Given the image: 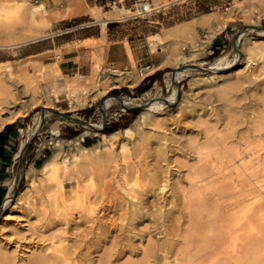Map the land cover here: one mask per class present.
Segmentation results:
<instances>
[{
    "label": "rangeland",
    "instance_id": "rangeland-1",
    "mask_svg": "<svg viewBox=\"0 0 264 264\" xmlns=\"http://www.w3.org/2000/svg\"><path fill=\"white\" fill-rule=\"evenodd\" d=\"M39 3L42 2L0 0V44L29 39L36 34L39 36L48 30L52 22L60 20L59 12L54 11L55 14H51L53 12H48L43 3L40 12L33 13L34 5ZM43 12L49 15L44 16ZM81 12H88L91 18L71 17L64 19L62 25L79 26L82 21L93 20L91 26L97 29L98 26L104 27L101 19H108L110 21L106 27L110 37L149 41L152 49L159 47L167 54L163 64L168 66L157 67V64H151V69L145 76L136 72V64L130 72L115 75L116 79L101 80L94 75L95 83L93 81V85L92 83L87 85L86 90L81 89L82 91L78 92L70 87L73 94L64 87L67 83L64 81L61 85L63 91L61 95L53 92L57 99L55 102L43 93L42 85L46 84L39 81L44 82L48 79L41 76V73L30 83L23 79L19 80V76L13 77L11 96L14 99V107H20V110L26 109L27 106L24 107L26 104L34 107H31L22 119V127L18 130L16 141L6 152L8 158L1 164L2 166L0 165V185L5 190L0 200V254L5 252L10 264H30L42 255L49 258L50 264H53L52 258L59 248L85 254L83 255L85 259H82L85 261L78 257L80 261L74 258L77 264H99L100 261L97 260L99 257L105 255L109 249V252L113 253L117 248L120 255L119 252L115 254L116 256L113 254L110 264H123L126 261L143 258L141 249L145 247L148 237L154 240L159 238L158 241L166 240L168 249L171 246L168 255L175 250L183 249L186 247V241L181 235L170 234L172 235L170 237L167 234L169 238L165 239V236L161 237V233L154 234L153 230H156L160 223L157 211L161 207L166 210V207L171 205L167 213L169 215L167 223L183 230L189 222L184 215L185 210L181 209L182 194L193 189L188 188L191 175L189 170L205 169L203 171L210 174L222 167L221 159L219 162V157L215 155L219 156L223 148L233 149L235 144L234 148L238 146V150L244 152V148L256 145L250 138L255 132L253 128H256L258 113L264 112V101H261L264 99V0H99L97 6ZM47 19L49 21H46ZM19 36H24V39L17 40ZM248 56L253 59L252 63L247 61ZM184 65L194 66V69L178 72L176 83H173V70ZM250 71L253 76L250 80H244L247 79L245 74ZM130 76L131 80H127ZM52 79L55 80V77ZM78 81L81 82L82 79ZM129 81H133V85L129 86ZM115 89L117 91H114ZM170 94L166 102L155 107L148 108L146 104L131 109L108 97L115 95L133 103H142L154 98L166 99ZM64 95L66 99H62ZM171 98V102L166 104ZM104 99L105 103H108L105 108L107 126L115 125L113 129L105 131L99 128L100 105ZM54 104L70 108L68 111L59 109L62 113L72 114L87 123L99 126L92 130L75 120L45 110L40 127L34 132L22 157L19 159L18 156H14L19 143L31 135L40 109L50 108ZM140 115L141 120L139 117L137 123L135 119ZM53 126L59 127L58 133L53 130ZM125 126L131 127L126 134L122 132ZM76 129L77 134L66 138ZM101 133L111 134L108 140L102 141ZM245 142L249 145L244 146ZM197 144L200 145L197 151L206 152L201 154L204 156L203 159L197 155L195 150ZM120 145L124 146L123 151L120 150ZM82 146L96 147V153L101 155L110 150L114 154V161L105 159L104 164L94 163L92 166L83 162L79 164L76 160L79 157L75 155L81 152ZM54 151L57 153L58 164L57 171L54 170L53 173L57 174L41 171L40 166ZM208 151L210 155L207 154ZM262 157L264 149L258 151L252 162L260 165L261 159H264ZM64 158L65 162L62 163L60 160ZM205 158H208L209 165L205 163L207 166H204ZM160 161L164 162L163 165ZM156 162L160 168L156 167ZM199 164H203L200 166L204 167H200ZM212 165H215L216 169L211 170ZM64 167L67 170L65 174ZM163 168L165 171L160 170ZM206 168H210V172ZM132 169L134 171L138 169L136 173H140L136 174ZM258 169H261V166ZM154 170L160 179L170 173L167 176L169 186L164 189L166 193L157 188V184H148V175L150 176ZM224 171V175L211 174L210 178L202 181L204 186L202 190L204 192L207 190V195L213 193L209 199L210 204L213 199L211 206H219L227 200L236 199L240 200L242 205L234 206L231 208L232 211L241 213L244 203H251L255 207L254 209L252 206L253 210L257 211L256 198L262 197L264 200V193L259 194L260 190L257 187L260 183L257 179L262 177L259 175V178L250 180L245 174H236L234 171H230V174L228 169ZM59 176L63 178L60 186L59 181L58 183L55 181ZM145 185H150L147 186L150 189L145 190L139 199L146 197L143 201L147 202H152L153 199L156 202L155 206L156 204L158 206L155 208L154 205L146 203L150 217L144 215L145 218L134 220L130 215V205L123 202L122 198H129L130 193H135L139 187L145 188ZM216 192L219 193L215 196ZM173 197H177L176 200H173ZM101 199L104 204H107L105 201L108 199L111 200L108 202L109 212L106 214V211L101 212L100 209L95 216L108 215L113 221L110 227L108 226V230L111 228V231L104 234L96 233L99 230L95 226L92 227L93 231L89 232L91 221L84 215L82 217L75 209L77 200L91 201L92 206H99ZM67 200H72V208L70 201L68 203ZM62 201L65 207L63 209L69 213L64 214ZM180 212L183 215L179 214ZM213 213L209 215L212 216ZM255 213L256 216L253 218L256 219L258 211ZM172 217L178 221L173 220L175 225L170 221ZM151 220L159 222H154L155 226L151 227L153 224ZM208 222L206 227H209V230L203 228L205 230L203 233L206 234H210L209 231L214 224L211 223V226L210 221ZM254 222L256 224L255 220ZM145 230H149L151 235L147 236ZM196 242L197 246L204 244V241ZM121 245L125 247L122 248ZM262 253L264 249L258 255ZM259 258L256 262L264 264V261H260L264 260V257ZM70 262L76 264L73 260Z\"/></svg>",
    "mask_w": 264,
    "mask_h": 264
},
{
    "label": "bare ground",
    "instance_id": "bare-ground-1",
    "mask_svg": "<svg viewBox=\"0 0 264 264\" xmlns=\"http://www.w3.org/2000/svg\"><path fill=\"white\" fill-rule=\"evenodd\" d=\"M75 4L76 5L75 6L72 5L73 7L70 9V13H72V15H77L81 11L87 10L89 8V6H87L86 4H83V3L82 4L81 3L80 4L75 3ZM42 6H43L42 3H39V4L34 5V8L32 9V12L33 13L38 12V11L40 12V10L43 8ZM51 14H55V12H53ZM43 15L44 16H47L49 14L43 12ZM46 21H49V19H47ZM101 22L104 24L105 19L104 18L101 19ZM36 35L34 37H36ZM18 38L24 39V36L17 37V40H18ZM236 40H237V37H235L234 44H236ZM247 61H249V63H252L253 62V59L248 56ZM193 67L194 66L184 65V66H178L177 68H175L173 70V72H172V81H173V83H176V78H177L178 72L184 71V70H192V69H194ZM116 70H117V72L119 74H121L123 72V71H121V70H119L117 68H116ZM245 76H246L247 79H244V80H250L251 77L253 76V73L250 71L247 74H245ZM131 78L132 77L130 76V77L127 78V80H131ZM31 79L32 78H27V79H25V81H27L28 83H30L31 81H33ZM89 79H88V81H90V83H92V85H93V81L95 83L94 76L92 77V79H90V80ZM19 80H21V78ZM67 81H68V79H67ZM133 81H131V82L129 81L130 83H128V84L129 85H132L133 84ZM87 84H85L84 82H80L77 79H72L71 81L69 80V82L66 83L67 87H71L73 89H76L78 92H80L83 89H85L87 87ZM170 96H171V94L168 95V97H166V99L160 100L158 98H154V99H149L146 102L144 101L142 103H133L131 100H123L120 97L113 96V95H110L108 97L115 99L118 103H120L122 106H124L126 108H132L134 106H143V105H146V104L148 105V108H151V107H155V106L159 105V103L166 102L170 98ZM105 99L102 101V103L100 105L101 119H102L103 114L105 112L106 106H108V103H105ZM171 100H172V98L166 104H168L169 102H171ZM261 101H264V99H261ZM1 109H2V107L0 108V110ZM44 110H45V108L42 107L40 109V111L37 113V116L38 117H37V120H36V123H35L34 132L40 127V124H41V121H42V116L44 114ZM19 113H22V114L25 113V109L24 110H20L19 109V110L14 111L13 113H11V116H9L8 118H12L16 114H19ZM139 117H140V120H141V115L138 116L137 119H135L137 121V123H138ZM258 117H259V119L257 120V125L255 126L256 128L254 129L253 126H252L253 130L256 133L254 132L255 133L254 134L252 132L253 135L250 138V140L252 139V140H254L256 142V145L253 144V145H255L254 147L252 145V147H250L248 149L244 148V146H248L249 145L247 142H245L246 144L243 146L244 152L243 151L241 152L240 150H238L239 149L238 146H237V148H234L235 144L233 146V149H232V147L231 148H223L224 150L221 153H219L220 154L219 156L218 155H215V156L219 157L218 161L221 159L220 161H221V163L223 165L218 170L215 168V165L210 166L211 170L213 168L216 169V170H214V172L212 171V173H210V174H208L205 171H203L205 169H198V170H191V171L189 170V172H190L191 175L189 176L190 177V181L188 179L189 182L188 181L187 182L189 183V185L191 187L188 185L189 186L188 188L189 189H192V187H193V189L191 191L189 190L190 191L189 193H186V191H184V192L182 191L183 192V194H182L183 196H182V207H181V209H183V211L185 210L184 215L187 216V218L186 217H183V218L188 219L187 222H189L188 223L189 225L188 224H187L188 226L186 225L187 227H184V229L182 230V228L179 229V227L177 228V226H173V225H170V224L167 223V221H169V218H168L169 215H167V213H168V209L171 208V205L170 206H167V207L165 206L166 207V210H164L165 208L164 209H161L162 208L161 206H160L161 207L160 209L158 207L159 210L157 212H158V215H159V218H160V219H158V220H160V223L158 224V228L157 229H156V227H154V229H156V230H153V231H155V233L154 232L153 233L154 234L157 233V235L161 233L162 234L161 237H164L165 236L164 237L165 239L167 237L166 236L167 234H169V235L170 234H174V235H178V236L181 235V237L183 238V240L185 239L184 241L187 242V243L185 242V246L186 247L183 248V249H180V250H175L174 252H171L168 255V253L170 252L169 249L171 248V246L168 249L169 246L167 245L168 243H166V240L162 239V240L158 241L159 238H158L157 235H156V237L158 238V240L157 239H155V240L154 239H150L151 237L150 238L148 237L147 243H146L145 247H143L141 249V253L143 254V258H141L140 260H137V261H126L123 264H236V263H238V264H256L257 263L256 261L258 260L259 257L260 258L261 257H264V253H262L261 255H258V253H260V251L262 249H264V235H262V234H264V200H262V197H258L255 200V201H257L256 204H257V208H258V210H257L258 211V214H257V211H254L253 210L254 205H252L251 203H244L241 213H237L236 210L235 211H232L231 208H233L234 206H236L238 204L239 205H242L240 200H236V199L235 200H227V201H225V203H221L219 206L218 205L217 206H215V205L211 206V204L213 203V201H212L213 199L211 200V202H212L211 204H210L209 199L211 198V196L213 195V193H211V195H207V193H206L207 190L205 192L202 190V188L204 187L202 181H206V179H208V177L210 178L211 177V174H212V176H213V174H217V173H219V174L221 173V174L224 175L225 174V171L224 170L225 169H228V171H229L230 174H231L230 171H234L236 174H245L246 177L249 178L250 180H254L256 177H258L260 175L262 177V179H257V180L260 181V183L257 185V187L260 190L258 193L259 194L260 193H264V159H261L262 162H261L260 165H259V163L258 164H255L254 162H252V160L254 159V157H257L258 151L261 150V149H264V112H259L258 113ZM83 124L86 125V126H88V127H90V129L92 128V130L93 129H96V127L99 126V125H96L94 123H87L85 121H84ZM130 130H131V127L130 126H125L122 129V132L123 133H125V132L128 133V131H130ZM110 134L101 133L100 136H101L102 141L108 140ZM31 135H33V134L31 133ZM31 135H29L26 139H28ZM26 139L20 142L19 147H18V150L16 152V155H18L19 152H21L23 150V148H24V146L26 144V142H25ZM76 143H78V142H76ZM195 145H193V146H195ZM198 145L199 144H197L196 148L194 147L196 151L198 150L197 149L198 148ZM123 149H124V146L123 145H120V150L123 151ZM80 150H81V152H79V154H76L75 155L76 157H79L78 159H76L79 164L83 162L85 164H88V165H91L92 166L94 163L104 164L105 159H107V160L110 159L109 161H111V159H112L114 161V159H113V155L114 154L110 150L107 151V152H105V153H103L102 155L99 154V153H96V151H97L96 147L82 146ZM202 153H204V152L202 151ZM202 153H200L199 151H197L198 157L201 156ZM207 154L210 155L209 154V151H208ZM161 156L162 155H160V157ZM203 157L201 156L202 159H203ZM208 158H210V157H208ZM222 158H224V159H222ZM262 158H264V157H262ZM207 159L204 161V166H207V165H205V163L208 164ZM80 160H83V161L80 162ZM162 160H163V158H162ZM60 161L62 163H64L65 162V158L62 159V160H60ZM57 162H58V160H57V153L54 151L53 154L50 157H48V159L45 160L42 163V165L40 166L39 169L41 171H43V172H48V173L51 172L52 174H57V172L56 173L55 172L53 173L54 170L57 171V165H56V164H58ZM61 162H59V164H62ZM157 162H156V165H157ZM166 162H168V160ZM200 162H201V160H200ZM161 163L160 164L163 165L164 162H161ZM200 165H203V164H199V166ZM99 166H101V165H99ZM204 166H200V167H204ZM259 166H261V169H258ZM156 167L160 168V165H157ZM164 167H165V164H164ZM192 167H194V166H192ZM217 167H219V166H217ZM64 168L65 169L63 170V173L65 174L67 170H66V167H64ZM153 168H154V166H152V169ZM210 168L209 169L206 168V170L208 169V172H210L209 171ZM163 169H160V170L165 171V169L164 170ZM256 169H258V170H256ZM137 170L138 169H135V171L134 170L133 171L136 173ZM145 170L146 169H144L143 172H145ZM167 172H168V170H167ZM169 172H171V170ZM258 172L261 173V174H258ZM138 173H140V172H137L136 174H138ZM161 173L163 175V172H161ZM165 174L166 173H164V175ZM162 175H160V176H162ZM169 175H170V173L168 175H166L165 177L163 176L160 179L158 177V174L154 170L152 174L150 173V176L148 175V178H149V183L148 184H150V185L157 184L158 187L157 186H155V187L159 188L161 191L164 190V189L166 190V186L168 185V182H169V181H167L168 180L167 176H169ZM228 177H230V176H228ZM148 178H147V180H148ZM62 179L63 178L59 176V179L58 180L57 179L55 180V181H57V183L59 181V183H58L59 186H60V184L62 185ZM162 181H163V183H162ZM143 184H145V183H143ZM150 185H147V186L149 187ZM147 186L145 188H141V187L138 186L139 188H138V191H136L137 193L136 192L135 193H130L129 198H125V197H123L124 199L122 198V200H124L123 202H127L130 205V208L129 207L128 208L130 209V213H131L130 215H131V217L134 220H135V218L136 219L137 218L139 219L140 217H143L144 215H148V216L150 215V213H149L150 211L148 210V205L147 204H149L150 206L154 205L155 208H157V206H158V204H156L157 206H155V203L156 202H154L153 199L151 200L152 202H147L146 200L143 201L144 199H146V197L143 198V199H139V196L142 195V194H144L145 193L144 192L145 190L150 189V188H147ZM205 186H206V184H205ZM223 187H224V185H223ZM165 190H164V192H165ZM170 190H172V189L170 188ZM164 192H163V194H164ZM174 192H175V190H174ZM174 192L172 194H174ZM229 192H231V191H229ZM102 193H104V191ZM218 193L216 192V193H214V195L215 194L217 195ZM231 194H232V192H231ZM170 195H171V193H170ZM163 197H164V195H163ZM140 198H142V196H140ZM176 198L173 197V200L174 199L176 200ZM224 198H225V196H224ZM241 198H243V197H241ZM137 199H139V200H137ZM173 200H172V202L174 203ZM214 200H215V197H214ZM67 201H65V202H67ZM69 201H70V206L72 208L73 207L72 206V203H71L72 200H69ZM69 201H68V203H69ZM77 201L78 202H75L76 203L75 204L76 207L74 206L75 209L77 210L76 212L77 213H81L82 214V217H83V215L86 216L87 219L90 220L91 223H92V225H90L89 232H92L93 231V228L92 227H94V226L99 230L98 232L96 231V233H100V234L102 233V234H104L107 231L109 232V230L111 228L108 230V226L110 225L111 222L113 223V221H111L112 219L108 215L106 217H104L101 214H100V216H95V213H97V211H100V209H101V212L102 211L103 212L106 211L105 213L108 214L109 209H110V207H108L109 206L108 205L109 204L108 202L111 201V200L108 199V201H105V202H107V204L106 203L104 204L103 203V199H101V200H99V203H98L99 206H96V205L95 206H92L93 203L91 201H88L87 202V200L86 201L85 200H83V201L77 200ZM63 203L64 202L62 201V210H64L63 208H65ZM165 203H166V201H165ZM173 203L170 202V204H173ZM178 203H179V201H178ZM66 204L67 203H65V205ZM111 204H113V202ZM4 205L6 206V202L4 203ZM67 206H69V205H67ZM125 208L127 209V207H125ZM254 209H255V207H254ZM71 210H70V212H71ZM253 211H254V213L256 212L255 214H257V218L256 219L253 218V216H254ZM211 212H214L212 216L209 215V214H211ZM65 213H69V212L64 210V214ZM181 213L182 212H180L179 214H181ZM152 215H153V213L151 212V217H152ZM182 215H183V213H182ZM145 217H143V218H145ZM173 217L170 219V221H172V222H173V220L177 221L176 218H173ZM180 218H182V217H180ZM158 220H156L154 222H157ZM254 220L256 221V224H255ZM208 221H210V224L209 225H211V226H212L211 223H214L213 224V227H212L213 228V232H212V228H211L210 231H209L210 234H206L205 232L203 233V231H205L203 228H206L207 230H209V227H206V226H208L207 225V222ZM154 222L151 225V227L155 226L154 225ZM175 224L176 223H174V225ZM113 226H114V224H113ZM181 227H182V225H181ZM177 229H178V231H177ZM211 233H212V235H211ZM148 234H149V236L151 235V233H150L149 230L146 231V235L147 236H148ZM139 235H141V234H139ZM122 236H123V234H122ZM142 236H143V234H142ZM171 236L172 235H170V237ZM120 237H121V235H120ZM159 237H160V235H159ZM173 237H172V240H173ZM98 238H100V236ZM125 238L127 239V237H125ZM167 238H169V237H167ZM167 240H168V242L170 241L169 239H167ZM197 240H199V243L201 241H204V244L197 246V242H196ZM98 243H99V241H98ZM170 243H172V242H170ZM85 247H87V246H85ZM124 247L122 246V248H124ZM130 247H131V245H130ZM128 249H129V247H128ZM109 250H108V252L105 255H103L102 257H99L97 259V260L100 261L99 264H110V262H111V260H110L111 256L113 254L115 255V254H117V252H119L117 248L113 250V253L112 252H109ZM57 251H58L57 254H55V255L53 254L54 255V257L52 258V261L54 262L53 264H70L71 263L70 261H72V260L74 262L75 259H78V258H80L81 260L82 259H85L84 256H83L85 254H82L81 255L79 252H76V251H72L71 252L69 250H66V248H59V249H57ZM120 251H122V250H120ZM119 255H120V252H119ZM48 259L49 258H46L43 255L41 257L38 256L30 264H50L51 260L50 259L48 260ZM82 261H85V260H82ZM260 261H264V260L261 259ZM74 263H76V262H74ZM0 264H10L9 263V259H7V255H6L5 252H2L0 254ZM260 264H261V262H260Z\"/></svg>",
    "mask_w": 264,
    "mask_h": 264
},
{
    "label": "crops",
    "instance_id": "crops-1",
    "mask_svg": "<svg viewBox=\"0 0 264 264\" xmlns=\"http://www.w3.org/2000/svg\"><path fill=\"white\" fill-rule=\"evenodd\" d=\"M37 1L42 2L48 8V12L58 11L61 18L52 22L48 30H45L39 36L0 44V108L2 107V111L0 110V131H3L6 125H10L6 142L3 144L4 153L0 156V164L5 163L8 158L6 152L16 141L18 130L22 127V119L31 110V107H34L26 104L24 106H27L25 113H19L12 118H8L11 113L20 109V107H14V99L11 96L14 76H19L23 80L27 78H32L33 80L38 78L40 76L39 73H41V76L48 79L44 82L39 81V83L46 84L42 85L43 93L47 94L55 102L57 99L53 96V92H57L60 96L63 92L61 85L64 81L69 82V80L77 78L78 80L82 79L81 82L85 84L89 82L87 85H90L91 83L88 79H92L94 75L101 78V80L106 78L116 79L117 77L110 72L111 67L121 71L129 69L127 72H130L133 65L137 63L157 64V67L160 65H163L162 67L168 66V64H163L167 59V54L162 52L163 50L159 47L152 49L149 41H140L127 37H110L106 27V24L110 21L108 19H105L103 28L98 26L97 29L91 26L93 20L82 21L79 26L68 27L67 25H62L61 22L64 19L71 17L91 18L88 12H80L77 15L70 14V9L76 5L75 3H83L89 7H94L97 6V1L99 0ZM120 75H124V72ZM52 77H55V80ZM64 87L72 92L73 88L67 87L66 83ZM62 99H66V96L64 95ZM66 103L69 105L68 101ZM59 109L70 110V108H63L57 104L46 110H48V113L62 116V112ZM69 115L73 116L72 114ZM58 121L60 122L61 120ZM81 125L84 126L82 123ZM107 125L106 120L104 125H102L100 120V129ZM53 130L58 133L59 127L53 126ZM77 133L76 129L66 138H70ZM22 155L23 152L21 155L14 154V156L20 158ZM11 157H13V154Z\"/></svg>",
    "mask_w": 264,
    "mask_h": 264
},
{
    "label": "trees",
    "instance_id": "trees-1",
    "mask_svg": "<svg viewBox=\"0 0 264 264\" xmlns=\"http://www.w3.org/2000/svg\"><path fill=\"white\" fill-rule=\"evenodd\" d=\"M114 91H117L116 89ZM115 127V125L113 124V126H104L103 127V131L107 130V129H113ZM10 130V125H6L4 127L3 131H0V156L3 155L4 150H3V144L6 142L7 139V133ZM1 165V164H0ZM2 166V165H1ZM4 188L0 185V200L2 199L3 195H4Z\"/></svg>",
    "mask_w": 264,
    "mask_h": 264
},
{
    "label": "built area",
    "instance_id": "built-area-1",
    "mask_svg": "<svg viewBox=\"0 0 264 264\" xmlns=\"http://www.w3.org/2000/svg\"><path fill=\"white\" fill-rule=\"evenodd\" d=\"M135 69L139 75L145 76V75H147L148 71L151 69V64H149V63H146V64L137 63L135 65ZM127 71H129V69L123 70V72H127ZM110 72L114 75H119L116 68H114V67H111Z\"/></svg>",
    "mask_w": 264,
    "mask_h": 264
},
{
    "label": "water",
    "instance_id": "water-1",
    "mask_svg": "<svg viewBox=\"0 0 264 264\" xmlns=\"http://www.w3.org/2000/svg\"><path fill=\"white\" fill-rule=\"evenodd\" d=\"M138 107H140V106H134V107H132V108H138ZM46 109H48V108H45V110H46ZM45 110H44V112H45ZM62 116L66 117V118H69V119H72V120H75V121H77V122H79V123H82V124L84 123L83 120H81V119H79V118H77V117L71 116V115H69V114L62 113ZM42 119H43V118H42ZM101 121H102V125H104V124H105V112H104V114H103V117H102ZM41 122H42V121H41ZM34 134H35V133H33V135H34ZM33 135H32L31 138L26 142V144H25L23 150L20 152L19 155H21L22 152H23V151L26 149V147L29 145V143H30V141H31V139H32V137H33ZM19 159H20V157H19Z\"/></svg>",
    "mask_w": 264,
    "mask_h": 264
}]
</instances>
